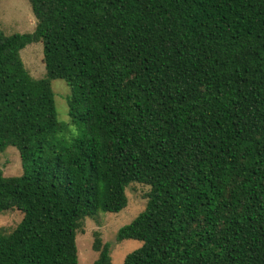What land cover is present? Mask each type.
<instances>
[{"label":"trees","instance_id":"16d2710c","mask_svg":"<svg viewBox=\"0 0 264 264\" xmlns=\"http://www.w3.org/2000/svg\"><path fill=\"white\" fill-rule=\"evenodd\" d=\"M34 32L0 26V264H79L86 218L120 212L133 182L147 206L118 241L123 264H264V0H30ZM44 46L45 78L21 50ZM63 78L62 139L50 80ZM94 264H112L96 235Z\"/></svg>","mask_w":264,"mask_h":264},{"label":"rangeland","instance_id":"374dc122","mask_svg":"<svg viewBox=\"0 0 264 264\" xmlns=\"http://www.w3.org/2000/svg\"><path fill=\"white\" fill-rule=\"evenodd\" d=\"M37 18L33 12L30 0H0V26L5 34L34 32ZM43 43L34 42L21 50V56L29 73L36 79L45 78L47 69L44 63ZM57 107L59 120L65 124L60 133L62 139L71 140L82 134V131L71 121L67 98L71 88L63 78L50 80ZM0 168L5 176H16L23 173L20 151L10 146L0 152ZM150 187L146 184L133 182L127 187L128 205L120 212H103L86 218L83 229L78 231L77 246L79 264H94L99 252L93 249L96 235H100L102 242L111 245L112 264H123L130 252L139 248L142 241L125 239L118 241L117 233L121 227L132 222L145 210ZM23 217L18 208L0 210V228L4 232H11Z\"/></svg>","mask_w":264,"mask_h":264}]
</instances>
